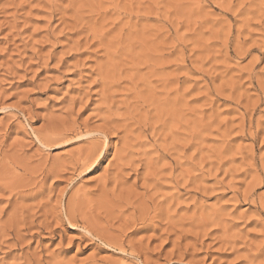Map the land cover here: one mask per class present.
Instances as JSON below:
<instances>
[{
	"label": "rangeland",
	"instance_id": "rangeland-1",
	"mask_svg": "<svg viewBox=\"0 0 264 264\" xmlns=\"http://www.w3.org/2000/svg\"><path fill=\"white\" fill-rule=\"evenodd\" d=\"M0 264H264V0H0Z\"/></svg>",
	"mask_w": 264,
	"mask_h": 264
},
{
	"label": "bare ground",
	"instance_id": "bare-ground-1",
	"mask_svg": "<svg viewBox=\"0 0 264 264\" xmlns=\"http://www.w3.org/2000/svg\"><path fill=\"white\" fill-rule=\"evenodd\" d=\"M52 141H53V140H52ZM85 160H86V159H85ZM83 161H84V160H83ZM88 161H89V160H87L86 162H84V163H83V166L86 165ZM92 162H93V161H92ZM92 162H91V163H92ZM142 219H143V218H142ZM118 241H119V240H118ZM115 242H116V241H115ZM118 243H119V242H118ZM110 244H111V243H110Z\"/></svg>",
	"mask_w": 264,
	"mask_h": 264
}]
</instances>
